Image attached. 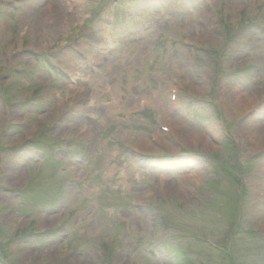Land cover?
Returning a JSON list of instances; mask_svg holds the SVG:
<instances>
[{
  "label": "rangeland",
  "instance_id": "obj_1",
  "mask_svg": "<svg viewBox=\"0 0 264 264\" xmlns=\"http://www.w3.org/2000/svg\"><path fill=\"white\" fill-rule=\"evenodd\" d=\"M60 2L0 0V264H264V0Z\"/></svg>",
  "mask_w": 264,
  "mask_h": 264
},
{
  "label": "bare ground",
  "instance_id": "obj_2",
  "mask_svg": "<svg viewBox=\"0 0 264 264\" xmlns=\"http://www.w3.org/2000/svg\"><path fill=\"white\" fill-rule=\"evenodd\" d=\"M34 1H36V0H34ZM38 1H39V3L36 4V6L35 5L27 6L26 9H25V12H27V13H35V11L38 10V8H39L38 6L39 5H41V4L42 5H46L47 3H49V0H38ZM75 1L76 0H61V2L58 5H55L57 3H54V4H51L50 6H47L48 7L47 14H48V19H49L50 26L51 25H54V26L56 25V27H58L59 25H62V24H65V23H67V24L70 23L69 15L70 14L73 15V16L75 15L73 13L74 12L73 8H75V5H74ZM75 17L76 16H74V18ZM41 33H42V31L39 32V34H41ZM249 100H250V98H249ZM234 105H235V103L230 104L231 107H233ZM244 106H243V103H242V105H240L242 112L244 111L243 110ZM241 110H240V112H241ZM249 132H251V134L249 135L251 137L252 131H249ZM251 139H253V137H251Z\"/></svg>",
  "mask_w": 264,
  "mask_h": 264
}]
</instances>
